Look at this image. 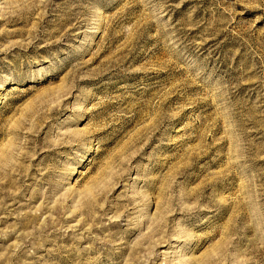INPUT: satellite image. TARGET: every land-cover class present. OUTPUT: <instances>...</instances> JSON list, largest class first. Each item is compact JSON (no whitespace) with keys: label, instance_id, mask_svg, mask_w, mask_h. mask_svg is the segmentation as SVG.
Wrapping results in <instances>:
<instances>
[{"label":"rangeland","instance_id":"rangeland-1","mask_svg":"<svg viewBox=\"0 0 264 264\" xmlns=\"http://www.w3.org/2000/svg\"><path fill=\"white\" fill-rule=\"evenodd\" d=\"M0 264H264V0H0Z\"/></svg>","mask_w":264,"mask_h":264}]
</instances>
